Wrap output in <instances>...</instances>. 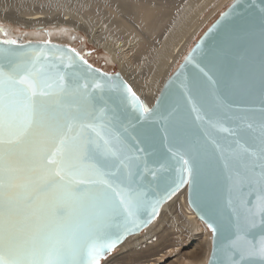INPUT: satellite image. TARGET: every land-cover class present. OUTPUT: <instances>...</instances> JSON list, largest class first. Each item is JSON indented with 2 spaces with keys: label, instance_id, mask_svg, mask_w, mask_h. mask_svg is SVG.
<instances>
[{
  "label": "snow or ice",
  "instance_id": "1",
  "mask_svg": "<svg viewBox=\"0 0 264 264\" xmlns=\"http://www.w3.org/2000/svg\"><path fill=\"white\" fill-rule=\"evenodd\" d=\"M260 11L258 58L236 71L228 65L221 73L226 95L243 94L261 106L255 123L246 124L250 143H241L239 123L235 130L223 129L234 137L231 145L220 149L225 179L233 188L244 182L260 187L255 207L237 213L228 264L257 256L264 264V7ZM217 59L216 53H209V71ZM200 71L207 84L221 82ZM80 80L74 62L57 66L43 50L0 48V264H101L125 235L145 223L140 216L146 210L151 209L149 216L157 212L160 201H153L136 183L139 164L137 172L131 170L138 158L124 156L128 129L111 131L117 114L107 107L104 86ZM193 87L202 91L205 85ZM215 109L204 103L192 111L196 120L207 117L212 124ZM248 111L256 114L255 109ZM165 112L160 113L166 122L164 139L178 145L168 150L179 158L182 174L195 183L204 167L201 138L188 133L176 108ZM138 138L152 144L157 132L141 129L131 137ZM232 159L240 160L242 171L230 167ZM181 179L188 182L183 175ZM257 227L259 240H248L247 233Z\"/></svg>",
  "mask_w": 264,
  "mask_h": 264
},
{
  "label": "water",
  "instance_id": "2",
  "mask_svg": "<svg viewBox=\"0 0 264 264\" xmlns=\"http://www.w3.org/2000/svg\"><path fill=\"white\" fill-rule=\"evenodd\" d=\"M262 7L264 0H234L197 40L179 67L170 75L151 106L142 100L120 73H109L92 65L75 48L55 42H16L9 45L0 40V48L11 47L21 52L43 50L46 59L57 66L74 62L81 77V84L100 83L104 86L107 107L117 114L115 126L111 131L122 132L126 127L130 135L125 136L124 156L138 158L133 161L131 169L137 172L135 164H139L136 183L149 192L153 201H160L157 212L149 216L151 209L146 210L140 216L145 223L133 228L117 247L129 236L142 232L155 220L163 205L174 194L187 187L188 202L196 215L204 220L208 227L212 224L219 229V232H214L213 228L209 227L212 231V249L208 264H228L231 241L235 239L234 225L237 213L243 214L247 208L255 207L260 187L244 182L233 188L231 182L225 179V161L220 155V149L231 145L234 137L223 129L235 130L239 123L241 143H250L246 124L255 123L259 118L258 111L261 106L243 94L226 95L221 73L228 65L236 71L258 58ZM226 39L230 41L227 45ZM209 53L218 55L213 71H209ZM201 68L209 72L214 81L221 82L207 84ZM196 83L204 84L205 88L197 91L193 87ZM117 85L120 86L119 90L112 91ZM129 88L131 93L135 94V102L131 93L127 91ZM188 97H191V100ZM204 103L216 105L217 115L213 117L212 124H209L207 117L203 122L196 120L197 113L192 111L193 107L200 108ZM138 105H143L150 111L144 112ZM172 108L177 109L178 118L186 123L188 133L199 136L204 146V167L195 183L187 173L182 174L179 158L168 150L169 147L176 150L178 145L170 144L164 139L162 129L166 122L161 119L160 113L164 112L166 115L165 109ZM249 109H255L256 114L248 111ZM199 114L203 116L204 112L201 111ZM141 129L157 132L156 141L149 144L139 142V138L131 139L132 136H137ZM229 163L233 170L242 171L239 159H232ZM182 175L188 182H182ZM260 235V229L257 227L248 232L246 238L256 242ZM241 244L243 245V241ZM235 258L239 259V256ZM250 261L252 264H260L258 256L248 258L243 264H249Z\"/></svg>",
  "mask_w": 264,
  "mask_h": 264
},
{
  "label": "bare ground",
  "instance_id": "3",
  "mask_svg": "<svg viewBox=\"0 0 264 264\" xmlns=\"http://www.w3.org/2000/svg\"><path fill=\"white\" fill-rule=\"evenodd\" d=\"M231 1L114 0L113 4L101 2L103 9H106L103 12H92L90 18L98 24L96 29L95 27L91 29L90 20H86L83 16L88 22L81 23L83 18L80 19L78 13H76L77 17L73 13L65 12L61 16L58 14L59 17L55 15L56 18L54 15H48L47 19L44 15L48 13L46 9L38 7L31 11L24 8L27 3L25 6L21 3L24 9H20L14 0H0V19L3 22L10 20L15 22V25H19L0 23V40L11 39L18 42L19 38L23 40V43L44 42L43 39L47 41L48 34L44 29L46 23L57 24L54 29L50 28L53 38L74 35L71 28L63 27V25L83 28L89 32L91 40L97 46L106 50L108 62L117 64L121 70V76L130 83L142 100L151 106L170 75L195 45L193 42L202 32L203 27L209 24L210 20ZM13 4L18 6L13 7ZM73 8L71 6V10ZM94 10L97 9L94 8ZM125 11L132 15L133 20L122 17ZM175 11H177V17L174 18ZM179 11L183 12L181 17H179ZM85 14L88 17V13ZM21 25L29 30L23 31L20 28ZM170 214L171 219H167ZM167 220L171 222V225L167 224ZM174 229H188L193 236L200 234V238H203L202 240L210 246V250H207L200 260L182 259L179 264H208L212 249V233L206 222L200 219L190 206L187 187L174 194L163 205L160 213L149 226L142 232L129 236L115 249L119 251L118 254H115L112 260L109 257V260H105L104 263L117 264L116 261L119 262L118 264L163 263L170 255L178 252L179 248L176 246L181 243L177 241L183 240L180 238L181 235L177 236L178 232H174Z\"/></svg>",
  "mask_w": 264,
  "mask_h": 264
},
{
  "label": "rangeland",
  "instance_id": "4",
  "mask_svg": "<svg viewBox=\"0 0 264 264\" xmlns=\"http://www.w3.org/2000/svg\"><path fill=\"white\" fill-rule=\"evenodd\" d=\"M99 1L98 0L97 1L94 0V2H95L94 3L93 0H14V2L20 6L19 7L20 9L27 8V9H29L31 11H32V9H36V8L38 9V7H39V9H44V10L46 9V11H48V13L44 14V15L46 16L47 19H48V17H47L48 15L49 16L50 15H54V17L56 15L57 17H59L58 14L61 16L65 12H69L71 14L73 13V14H75L74 15L75 17H77V15H79L78 17L80 19L83 18L82 19L83 21L81 20V23L86 22L85 19H84V17H85L86 20H88V21L90 20V24L92 23L91 24L92 26L88 23L90 25L89 27L91 29L92 28L94 29V27L96 29V27H97L96 24H98L95 20H91L90 15L92 14V12H94V11H102L103 12L106 9V8L103 9V7H104L103 4H102L103 2L105 4L106 3L107 4H113L114 3V0H104V1L101 0L100 2ZM233 1L234 0H232L225 7H223L222 10H220L214 16V18L210 20L209 24H207L206 26L203 27L202 32L197 37L198 39L210 27V25L212 23H214V21H216L218 19V17L233 3ZM21 3H23L24 6H25L26 3H27V5L24 7ZM66 4L67 5L69 4V5L66 6ZM89 4H91V5L93 4L92 6L90 5L91 8H90ZM18 5L13 4V7L18 6ZM22 6L24 8H22ZM71 6L74 7L75 9L73 8L71 10ZM55 7H58V9L60 8V10H57V8L55 9ZM94 8L97 9V10H94ZM99 8H100V10H98ZM51 10L52 11L54 10L53 14H52ZM75 10H76V12H75ZM79 11L80 12H84V13H80ZM121 12H122V10H121ZM176 12L177 11H175V13L173 14L174 18L177 17V13ZM76 13H78V14L76 15ZM85 13H88V17L90 19L87 17V15ZM82 14H84V15H82ZM181 14L183 15V12L179 11V17H181ZM80 15H82V16H80ZM122 17H125L127 19H132L133 20L132 15L129 12H127V11H125V13H123ZM79 18H76V19L78 20ZM87 22H86V24H87ZM0 23L2 25H4L6 23V24H10L12 26H19V25H15V22H12L10 20H6V22H3L0 19ZM93 23H95V24H93ZM46 24L47 25H46V27H44V29H45L46 33L48 34V37H46L47 41H45V39H43L44 42H53V40H54L55 43H61V44L64 43L65 45H68L70 47L72 46L78 52H80L81 55L84 56L94 66L99 67V68H101V69H103V70H105V71H107L109 73H120L121 70L119 69L117 64H115L113 62H108V60L106 58V54H107L106 50L103 47L97 46L91 40L89 32H87L83 28H75V27L63 25V27L71 28L72 31L74 32V35L72 37H68V36L65 35L64 37L56 36L55 38H53L54 36L51 35V29H54L57 24L56 23H52V24L50 23V25H49V23H46ZM20 28L23 31L29 30V29L26 30L25 26H22V25H21ZM197 38L195 39L196 42L198 40ZM195 40H194L193 44L196 43ZM22 41H23L22 39L18 38V42H22ZM39 41H42V39H40ZM176 213H178V212H176ZM170 216H171V214L167 217V219H171ZM169 222L170 221H168L167 224L171 225V222L170 223ZM209 230L211 231L210 228H209ZM176 231L178 232L177 236L181 235L180 238L183 239V240H180V241L178 240L177 241V242L181 243V245H177L176 246V248H179L178 252L170 255L163 263H159V264H179L182 261V259H186L188 261L200 260L201 258H203V255L206 253V251L210 250V246L207 245L206 242H204V240H202L203 238L202 239L200 238V234L196 235L195 232H194V234L196 236L195 235L193 236V233L190 232L188 229H181V230L180 229H174V232H176ZM181 231L183 232V234H182ZM211 233H212V231H211ZM118 252H119L118 250H116V251L114 250L112 253H109L104 259H102L101 264H106V263H104L105 260H109V257L111 259L115 254H118ZM116 263L118 264L119 262L116 261Z\"/></svg>",
  "mask_w": 264,
  "mask_h": 264
}]
</instances>
